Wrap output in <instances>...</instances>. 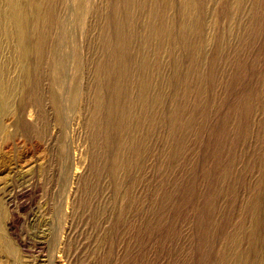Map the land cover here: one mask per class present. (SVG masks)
I'll return each mask as SVG.
<instances>
[{
  "label": "rangeland",
  "instance_id": "374dc122",
  "mask_svg": "<svg viewBox=\"0 0 264 264\" xmlns=\"http://www.w3.org/2000/svg\"><path fill=\"white\" fill-rule=\"evenodd\" d=\"M15 1L0 264H264V0Z\"/></svg>",
  "mask_w": 264,
  "mask_h": 264
},
{
  "label": "bare ground",
  "instance_id": "6f19581e",
  "mask_svg": "<svg viewBox=\"0 0 264 264\" xmlns=\"http://www.w3.org/2000/svg\"><path fill=\"white\" fill-rule=\"evenodd\" d=\"M35 1L36 0L32 1L31 7ZM8 2H9V8L11 10L10 14H11L12 24H14L16 27V37L20 43L21 49L23 50V55H24L23 59H25L28 51V40L26 34L28 29V23L30 22L29 18L31 16H26V13L22 11L23 9L21 7V4L17 3L15 0H8ZM42 4L43 1L39 0L38 2L39 7ZM0 93H3V89L1 86H0ZM0 105L3 107H7L8 105L7 99L3 97L2 100H0Z\"/></svg>",
  "mask_w": 264,
  "mask_h": 264
}]
</instances>
